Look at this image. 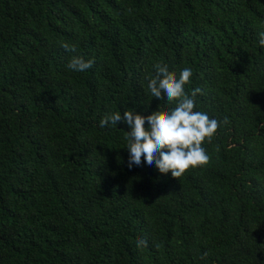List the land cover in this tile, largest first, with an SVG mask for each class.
Masks as SVG:
<instances>
[{"label":"trees","instance_id":"obj_1","mask_svg":"<svg viewBox=\"0 0 264 264\" xmlns=\"http://www.w3.org/2000/svg\"><path fill=\"white\" fill-rule=\"evenodd\" d=\"M261 31L264 0H0V264H264ZM158 63L221 122L177 179L99 127L166 103Z\"/></svg>","mask_w":264,"mask_h":264},{"label":"clouds","instance_id":"obj_2","mask_svg":"<svg viewBox=\"0 0 264 264\" xmlns=\"http://www.w3.org/2000/svg\"><path fill=\"white\" fill-rule=\"evenodd\" d=\"M259 44L264 47V31L258 34ZM62 47L75 53L74 45L63 43ZM94 60L82 55H72L67 68L76 72L91 69ZM155 75L149 79L147 88L152 97L166 100L163 106L158 105L151 114L144 116L134 110L106 114L99 122V127L115 126L118 122L126 123V149L129 153L128 167L153 163L161 174L171 173L175 179L181 177L189 168L209 163L210 157L202 144L211 142L217 132L220 121L210 118L206 112L195 111L197 94L202 89L196 87L190 92L185 86L191 81L193 70L184 67L179 74L170 71L167 64L154 65ZM174 107H169V105ZM147 122V126H145ZM229 121L224 119L223 123ZM147 242L137 240V247H146Z\"/></svg>","mask_w":264,"mask_h":264}]
</instances>
